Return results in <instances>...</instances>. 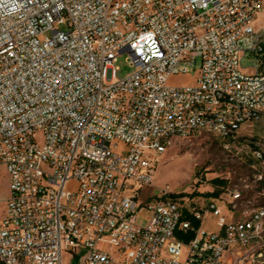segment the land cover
Returning <instances> with one entry per match:
<instances>
[{
    "label": "built area",
    "instance_id": "built-area-1",
    "mask_svg": "<svg viewBox=\"0 0 264 264\" xmlns=\"http://www.w3.org/2000/svg\"><path fill=\"white\" fill-rule=\"evenodd\" d=\"M262 13L264 0H0V264H264V147L241 132L264 119ZM123 54L134 72L118 79ZM204 132L246 152L250 174L201 204L155 188L174 139Z\"/></svg>",
    "mask_w": 264,
    "mask_h": 264
},
{
    "label": "rangeland",
    "instance_id": "rangeland-1",
    "mask_svg": "<svg viewBox=\"0 0 264 264\" xmlns=\"http://www.w3.org/2000/svg\"><path fill=\"white\" fill-rule=\"evenodd\" d=\"M255 26L257 29L264 28V13L259 14ZM127 57L128 54H123L116 62L119 70L116 71L115 77L118 79H123L134 72V67L129 65ZM256 68L255 56L247 55L243 58V72L253 73ZM194 76V71L190 75H176L171 79V83L175 85L192 84ZM241 132L253 135L255 137L253 142H259L260 146L264 147V119L253 125H243ZM223 143L224 140L208 132L189 138H175L172 146L161 154L157 163L155 188L168 186L175 192L191 195L201 204L210 198L207 193H212L218 188L214 183L215 179L226 182L237 181L240 177L249 175L250 161L246 152L242 151L237 154L239 149L234 146L231 147L232 152H230L224 148ZM77 186L78 182L73 180L69 189L75 190ZM9 193L8 173L4 167H0V219L5 214ZM150 193L151 191L148 194ZM204 226L208 230H218L215 218H209ZM178 233L182 232L178 231L177 236ZM72 262L70 254L65 252L64 264H72Z\"/></svg>",
    "mask_w": 264,
    "mask_h": 264
},
{
    "label": "trees",
    "instance_id": "trees-1",
    "mask_svg": "<svg viewBox=\"0 0 264 264\" xmlns=\"http://www.w3.org/2000/svg\"><path fill=\"white\" fill-rule=\"evenodd\" d=\"M214 183L216 184V185H223V184H225L226 183V181L225 180H221V179H215L214 180ZM219 193H220V191L219 190H215L214 192H212V193H207V195L208 196H218L219 195ZM193 224H194V226H198L199 224L196 222V221H194L193 222ZM178 236H179V238H181L182 240H184V241H189L190 239H191V237H193V233H188V234H185V233H178Z\"/></svg>",
    "mask_w": 264,
    "mask_h": 264
},
{
    "label": "crops",
    "instance_id": "crops-1",
    "mask_svg": "<svg viewBox=\"0 0 264 264\" xmlns=\"http://www.w3.org/2000/svg\"><path fill=\"white\" fill-rule=\"evenodd\" d=\"M197 222V221H196ZM199 224V222H197Z\"/></svg>",
    "mask_w": 264,
    "mask_h": 264
}]
</instances>
